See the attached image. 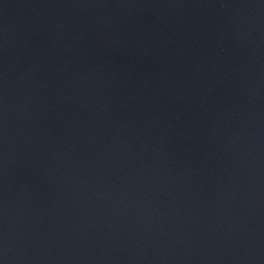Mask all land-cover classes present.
Masks as SVG:
<instances>
[{
	"label": "water",
	"instance_id": "obj_1",
	"mask_svg": "<svg viewBox=\"0 0 264 264\" xmlns=\"http://www.w3.org/2000/svg\"><path fill=\"white\" fill-rule=\"evenodd\" d=\"M0 264H264V0H0Z\"/></svg>",
	"mask_w": 264,
	"mask_h": 264
}]
</instances>
